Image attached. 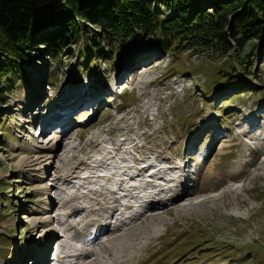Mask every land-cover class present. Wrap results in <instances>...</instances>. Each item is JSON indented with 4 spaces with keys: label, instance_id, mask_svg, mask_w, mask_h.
Segmentation results:
<instances>
[{
    "label": "rangeland",
    "instance_id": "obj_1",
    "mask_svg": "<svg viewBox=\"0 0 264 264\" xmlns=\"http://www.w3.org/2000/svg\"><path fill=\"white\" fill-rule=\"evenodd\" d=\"M214 3L215 0H201L199 7L210 10ZM159 10L166 16L172 14L166 7ZM86 27L97 30V25L90 23ZM4 41L0 28V47ZM48 48L44 44L25 47L26 60H11L12 71L5 73L12 83L4 89L0 101V264H32V255L27 252L38 244L35 238L42 230L29 217L41 208L42 187L50 185L53 173L43 182L36 180L31 164L46 153L33 150V145L54 144L61 158L70 159L71 154V159L66 160L71 165L75 162L72 159H87L94 150L95 138H104L106 146L123 141L126 147L120 155L128 151L156 153L176 164L190 157L186 170L200 160L199 148L204 144L202 151L208 150L206 166L197 162L200 176L189 174V184L213 167L202 195L188 196L199 188L197 181L182 195L188 196L187 200L164 203L184 209L176 211L173 207L167 214L155 216L152 225L155 228L161 224L160 236L153 238L130 264H264V153H259L264 150V133L254 135L261 130L264 119L255 123V129L249 125L253 122L245 120L248 114L264 112V46L253 50L248 42L240 51L227 38L226 45L213 41L170 54L159 49L153 39H147L128 43L116 54L97 56L93 69L87 65L83 68L89 62L90 51L81 39L54 56ZM136 60L117 79L122 69ZM143 64L145 68L138 69ZM18 67L23 69V75ZM84 85L90 89L85 101L80 98L82 106L60 108L65 95ZM41 103H55L54 107L57 104L55 111L66 118L54 124H72L68 139V135L62 137L66 132L60 135V130L55 129L39 137L38 124L25 123L34 117ZM189 140L193 146L186 150ZM135 142L142 145L140 151L130 147ZM247 143L253 146L249 156ZM68 144L73 151L67 154ZM59 158L52 157L48 165L57 168ZM244 161L249 165L243 167ZM238 167L241 186L229 180ZM50 192L55 194V189L50 188ZM56 212L57 209L48 210L54 225ZM36 216L44 218L39 213ZM148 216V222H144ZM148 216L143 222L149 225L152 219ZM31 252L34 254L33 249ZM99 260L100 264L111 262L104 257Z\"/></svg>",
    "mask_w": 264,
    "mask_h": 264
},
{
    "label": "bare ground",
    "instance_id": "obj_2",
    "mask_svg": "<svg viewBox=\"0 0 264 264\" xmlns=\"http://www.w3.org/2000/svg\"><path fill=\"white\" fill-rule=\"evenodd\" d=\"M139 60L141 59L139 58ZM137 62V60L131 62L129 66L127 64V66L122 69L121 75L117 76V79L122 76V73L126 72ZM141 67L144 69L145 65L143 64L139 66L138 69L141 70ZM146 70L147 69H145V71ZM115 82L116 81L112 82L109 87H112V84ZM89 89V86L84 85V88H81V90H71L70 93L65 95L60 108H74L79 104L82 106L83 101L89 97L86 93ZM105 89L108 88L105 87ZM80 98H83V101ZM54 105L55 103L50 105L41 103L40 106L35 109L34 117L30 118L29 121L25 123H28L29 126L32 123L36 125L39 124L42 129L37 134L39 137L44 138L46 132L55 129V132L60 130V135H63V133L66 132L62 137L68 135V139L70 134L69 129L72 124L62 127V123L54 124L62 118L61 113L55 111L57 104L55 107ZM51 107H54V111ZM262 113H264L263 110L255 116L248 114V118H243L247 121L249 120L250 122H253L249 125L255 129V123H258L260 118L264 119ZM260 129L261 130L255 131L254 135L256 133L258 136H261L264 133V124ZM247 132H251V129ZM216 133H218L216 134L218 136L220 131L217 129ZM196 135L197 133L194 136ZM194 136L191 139L195 138ZM133 139L131 138L132 141H134ZM214 139L212 140V143ZM104 142H106L104 138L98 140L95 138L94 150L90 152L89 155L87 154V159H72L71 161L75 162L71 165L68 164V161L66 162V160L71 159V154L70 159L65 160L66 156H62L61 158L59 155L60 151L57 150L54 144H49L48 146L33 145V150L38 149L39 151L46 153V155L43 153L41 157L35 158L31 164L33 169L36 170L34 174L36 180L43 182L46 176L48 177V174L50 173H53V180L49 186L43 185L42 187L43 190L41 194L44 195V199H42L43 202L41 201V208L33 211L31 216L29 215L30 222L35 226L38 223L39 226L37 227L42 228V230L38 232V238H35L36 240L38 239V244L31 247V249L34 250V254H32L30 248L28 252L26 251L27 254L30 253L32 255L30 260L32 264H50V261L53 259V264H71L72 260L66 262V260L71 257L77 259L76 262H73L72 264H100V257L108 258L111 261L110 263L105 262L104 264H130L136 255L148 246L153 238H158L160 236L158 226L161 224L155 228L152 225V223L156 221L155 216L159 215L160 212L167 214L168 210H171L175 205L172 203L168 206H164V203L168 204L173 202V200L178 201L180 199L182 201L183 198L186 199V197H191V195H202L201 193H204V187L207 185L206 183L212 176L213 167H210L201 178L198 177L192 184L188 183L189 174L196 173L199 175L200 173V170H197V162H202H200V164H202L200 166H203L205 163L204 158L208 150L202 151L204 144L199 148L200 160L196 161L195 166L186 170L190 157L183 160L181 164H176L173 160H169L170 158L161 157L159 154L155 153L156 157L161 159L147 163L149 154H146V152L138 153L140 157L136 155L135 152L131 151H128L129 153H125L124 155H120L124 148L123 141L114 144V146H106ZM246 145V149H249L251 153L252 150L250 149H253V146L248 143ZM141 146L142 145H138L137 142L130 144V147L137 151L141 150ZM192 146V142L189 140L186 150L192 148ZM72 147L73 146L67 147L65 152L68 154L73 151L71 150ZM220 148H222V146H220ZM262 151L264 150H260L259 153ZM250 153H247V155ZM63 154L64 153H62V155ZM127 154H129V156ZM52 157L59 158V164L55 165L57 168L48 165V162H50ZM116 157L119 159V162L111 163L108 166L106 160L115 159ZM192 157L195 158L194 156ZM90 158H92V160H90ZM128 158H130L131 163H128ZM46 159L49 160L45 161ZM140 161H146L144 166H138ZM253 164L254 163H252L251 166H254ZM102 165L104 166L103 169L108 171L112 170V172L105 177H102L103 175H97V178L91 181L92 177L87 175V173L91 172L93 174V171H96L97 168L102 167ZM248 165L249 163L247 162L243 163V167ZM145 167H147L146 170H148V168L159 167L157 171L161 176L157 178L161 180L160 185L150 184L151 189L148 192L142 193L144 186L149 185V181H144L137 185L123 183L121 175L131 174L129 178L134 181L135 178L141 176ZM193 167L195 168L193 169ZM82 171L86 172L81 174ZM240 172L241 168L238 169L236 174L230 176L229 180L231 182L236 181ZM113 175H116V177H113ZM153 175L154 174L149 175L150 179ZM197 181L199 183V188L194 189L192 193L188 194V196L183 197V194L188 193L187 188L194 186L195 184L197 185ZM109 186H112L113 188H110ZM50 188L55 189V194L50 195ZM162 192H170L171 194L168 197H163ZM177 201L175 203H177ZM48 202L49 206L47 207L46 204H48ZM50 208L53 211L57 209L55 225L49 219L50 217H48V210ZM125 209L128 210L127 215L124 214ZM174 209L180 211V209L184 208H178L176 206ZM44 211H46L45 214ZM38 213L44 218L39 220L40 218L36 216ZM149 214L151 215L150 219L152 220L149 222L151 224L148 225V223L146 224L144 222H148ZM111 218L118 220L117 224L113 227L110 226ZM144 218H146L145 221L143 220ZM139 232H142L140 236L137 235ZM40 240L42 242H39ZM75 242L79 243V245ZM54 244H56V247H54ZM48 250H50L49 254L53 251L54 256L52 255L48 257ZM20 264L22 263L20 262Z\"/></svg>",
    "mask_w": 264,
    "mask_h": 264
},
{
    "label": "trees",
    "instance_id": "obj_3",
    "mask_svg": "<svg viewBox=\"0 0 264 264\" xmlns=\"http://www.w3.org/2000/svg\"><path fill=\"white\" fill-rule=\"evenodd\" d=\"M200 3L201 0H0V28L5 36L0 47V101L4 89L12 83L5 73L12 71V61L26 60L24 48L30 45H48L54 56L81 39L90 51L89 62L83 68L87 65L90 69L95 67L97 56L116 54L128 43L147 39H153L159 49L170 54L213 41L226 45L227 38L240 51L248 42L253 50L264 46V0H215L210 10L199 7ZM159 7L169 8L172 14L164 15ZM87 23L97 25V30L87 28ZM18 71L23 75L21 67Z\"/></svg>",
    "mask_w": 264,
    "mask_h": 264
}]
</instances>
